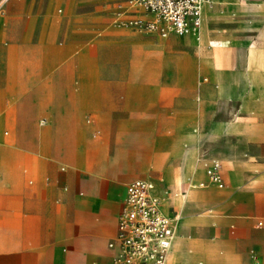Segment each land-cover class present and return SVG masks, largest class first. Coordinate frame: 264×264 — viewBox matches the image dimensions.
Here are the masks:
<instances>
[{
    "label": "crops",
    "instance_id": "crops-1",
    "mask_svg": "<svg viewBox=\"0 0 264 264\" xmlns=\"http://www.w3.org/2000/svg\"><path fill=\"white\" fill-rule=\"evenodd\" d=\"M24 1L28 23L16 0L13 23L0 26V126L13 114L26 132L10 146L0 137V264H111L126 187L138 178L156 184L167 216L180 217L169 264H264V0L205 6V44L202 29L189 35L196 41L185 38L194 56L182 86L175 74H143L125 62L100 75L85 60L12 62L5 35L34 57L47 32L45 0ZM145 63L158 65L131 66ZM163 115L169 122L160 124ZM105 124L127 131L126 143L116 134L90 167L88 132ZM166 126L173 136L163 135ZM204 156L221 161L223 187L209 180Z\"/></svg>",
    "mask_w": 264,
    "mask_h": 264
},
{
    "label": "rangeland",
    "instance_id": "rangeland-1",
    "mask_svg": "<svg viewBox=\"0 0 264 264\" xmlns=\"http://www.w3.org/2000/svg\"><path fill=\"white\" fill-rule=\"evenodd\" d=\"M15 1L0 0V26L7 27L13 23L14 18L10 13L15 11ZM45 3L47 6V32L44 36L45 40L41 44V49L37 51L36 56L33 57L30 54L28 56V51L23 55V48L17 46L19 44H17L18 38H14V36L5 35L1 40L2 44L9 50L8 58L12 62L28 57H44L63 61L85 60L95 64V67L91 69H95L97 75L107 74L106 70H111L115 66L117 68L120 65L119 62H125L124 64L128 65L129 70L139 69L143 71V74H154L160 77L168 76L169 73L175 74L176 79L180 81L177 85L182 86L184 84L185 64L189 59H193L194 56L190 46L185 42V38L188 37L193 41H196V38L174 33L167 38H161L159 34L139 32L129 25H116L114 23L117 18L115 13L120 6H127L126 0H45ZM28 6V3L22 0L21 14H23V18H18L22 23H28L29 21H24L28 17V15L24 14L30 10ZM35 7L36 9L34 10L38 12L37 5ZM140 16L141 18H150L148 14ZM236 37L237 39L238 37H245L246 39V36L240 35ZM137 60H153L156 61L158 67H152L151 63H149L150 65L145 63L140 67L131 66ZM73 68V66H69L67 69L71 70ZM96 86L99 91L102 83L98 81ZM166 96L167 93L161 91V99ZM13 104L14 101L12 100L6 101L7 112L12 111ZM97 105L100 107L97 108V111H105L104 103L98 97ZM43 118L45 117L38 116L35 119L34 122L38 128L45 127L47 124L43 125L41 123ZM98 118L105 123H108L110 119L109 116L103 114H99ZM6 119V123L0 126V137L8 142L10 146L14 145L16 140L24 138L26 132L23 129L17 130V118L13 114ZM159 122L160 124L169 122L168 115H163ZM175 123H178V119H175ZM102 127L88 132L89 142H91L89 147L91 155L90 167L99 162L102 154L109 152L116 134L119 143H126L127 131H111L109 124H105ZM6 131L8 134H5ZM35 133L36 137L40 136V130ZM163 135L165 137L173 136L174 130L166 126L163 130ZM133 145L129 150H131L134 160L136 159L133 162L137 164L142 154L141 150L135 144ZM133 162H131V165ZM62 163L70 165V163L65 161ZM126 163L123 162L122 164L126 165ZM137 176L135 175L134 177Z\"/></svg>",
    "mask_w": 264,
    "mask_h": 264
},
{
    "label": "built area",
    "instance_id": "built-area-1",
    "mask_svg": "<svg viewBox=\"0 0 264 264\" xmlns=\"http://www.w3.org/2000/svg\"><path fill=\"white\" fill-rule=\"evenodd\" d=\"M116 12L115 24L131 26L139 32L198 37L205 6L214 0H126ZM142 9L150 18L136 14ZM133 13V14H131ZM128 14V16H127ZM209 180L223 187L222 163L204 156ZM204 185V184H201ZM165 196L157 192L156 184L147 179H134L126 187L123 207L118 216V228L109 247L114 250L111 264H169L179 215L167 216L162 209ZM259 221L258 225L263 226Z\"/></svg>",
    "mask_w": 264,
    "mask_h": 264
},
{
    "label": "bare ground",
    "instance_id": "bare-ground-1",
    "mask_svg": "<svg viewBox=\"0 0 264 264\" xmlns=\"http://www.w3.org/2000/svg\"><path fill=\"white\" fill-rule=\"evenodd\" d=\"M202 21H203V14H202ZM201 24H202V26H201V27H202V28H201V29H202V32H201L202 34H201V42H200V43H201V45H204V44H205V40H204V32H205V28H204V23H201ZM198 37H199V36H198ZM210 43H212V46H213L212 48L215 49V48H216V44H215V42H212V41H211ZM221 48H222V47H221ZM245 54H246V53H245ZM246 56H247V54H246ZM256 70H257V68H255V67H251V68H250V75L253 76V75L255 74V71H256ZM251 76H250V77H251Z\"/></svg>",
    "mask_w": 264,
    "mask_h": 264
}]
</instances>
